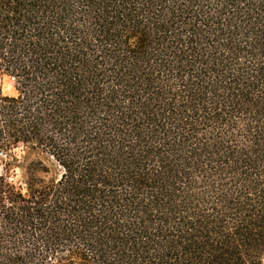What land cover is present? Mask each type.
<instances>
[{
	"label": "trees",
	"instance_id": "16d2710c",
	"mask_svg": "<svg viewBox=\"0 0 264 264\" xmlns=\"http://www.w3.org/2000/svg\"><path fill=\"white\" fill-rule=\"evenodd\" d=\"M0 74V264H264V0H0Z\"/></svg>",
	"mask_w": 264,
	"mask_h": 264
},
{
	"label": "rangeland",
	"instance_id": "374dc122",
	"mask_svg": "<svg viewBox=\"0 0 264 264\" xmlns=\"http://www.w3.org/2000/svg\"><path fill=\"white\" fill-rule=\"evenodd\" d=\"M0 85L2 87V91L5 94H14L15 93V89H14V85H13V80L8 77L7 75L4 74H0ZM18 156L22 158L23 156V152L21 150H18ZM1 162H0V167H1ZM22 177V172L21 170H17V175L16 178L20 179Z\"/></svg>",
	"mask_w": 264,
	"mask_h": 264
},
{
	"label": "water",
	"instance_id": "95a60500",
	"mask_svg": "<svg viewBox=\"0 0 264 264\" xmlns=\"http://www.w3.org/2000/svg\"><path fill=\"white\" fill-rule=\"evenodd\" d=\"M3 153L0 151V155H2Z\"/></svg>",
	"mask_w": 264,
	"mask_h": 264
}]
</instances>
